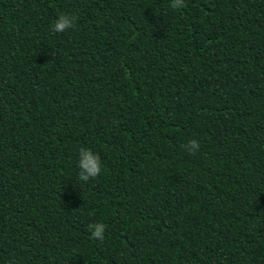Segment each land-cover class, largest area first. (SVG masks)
Returning <instances> with one entry per match:
<instances>
[{
    "label": "trees",
    "instance_id": "obj_1",
    "mask_svg": "<svg viewBox=\"0 0 264 264\" xmlns=\"http://www.w3.org/2000/svg\"><path fill=\"white\" fill-rule=\"evenodd\" d=\"M170 2L0 0V264H264V0Z\"/></svg>",
    "mask_w": 264,
    "mask_h": 264
},
{
    "label": "clouds",
    "instance_id": "obj_2",
    "mask_svg": "<svg viewBox=\"0 0 264 264\" xmlns=\"http://www.w3.org/2000/svg\"><path fill=\"white\" fill-rule=\"evenodd\" d=\"M186 6L185 0H171L170 8L173 10L182 9ZM76 16L70 13L60 12L54 20L52 30L57 33H63L70 28L75 27ZM181 147L189 154H196L199 151L200 143L197 139L192 138ZM79 180L87 182L91 178L98 177L102 172L101 156L94 153L91 149L82 147L79 149ZM91 233V239L102 241L105 238L106 225L103 222H96L88 225ZM13 264V262H9Z\"/></svg>",
    "mask_w": 264,
    "mask_h": 264
}]
</instances>
